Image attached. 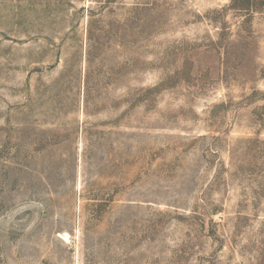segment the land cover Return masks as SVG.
<instances>
[{
  "label": "rangeland",
  "instance_id": "obj_1",
  "mask_svg": "<svg viewBox=\"0 0 264 264\" xmlns=\"http://www.w3.org/2000/svg\"><path fill=\"white\" fill-rule=\"evenodd\" d=\"M0 264H264V0H0Z\"/></svg>",
  "mask_w": 264,
  "mask_h": 264
},
{
  "label": "bare ground",
  "instance_id": "obj_2",
  "mask_svg": "<svg viewBox=\"0 0 264 264\" xmlns=\"http://www.w3.org/2000/svg\"><path fill=\"white\" fill-rule=\"evenodd\" d=\"M68 235V234H67Z\"/></svg>",
  "mask_w": 264,
  "mask_h": 264
}]
</instances>
